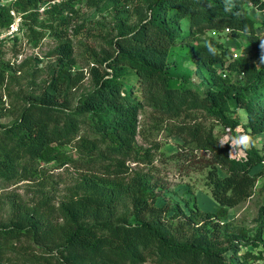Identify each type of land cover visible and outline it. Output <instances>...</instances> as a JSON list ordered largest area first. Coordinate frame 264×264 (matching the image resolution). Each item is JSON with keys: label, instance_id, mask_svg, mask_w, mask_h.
<instances>
[{"label": "trees", "instance_id": "trees-1", "mask_svg": "<svg viewBox=\"0 0 264 264\" xmlns=\"http://www.w3.org/2000/svg\"><path fill=\"white\" fill-rule=\"evenodd\" d=\"M53 1L12 0L0 7V31L9 28L13 13L20 16V29L27 24L34 40L45 35L59 43L47 81L37 92L23 96L15 119L0 125V183L39 182L49 163L84 173L56 206L47 196L30 206L17 195L7 198L9 213L0 222V264L263 260L264 205L252 236L239 229L228 231L225 225L228 211L251 197L264 173V22L249 15L250 9L264 14V0ZM43 5L48 8L39 13ZM77 5L112 8L114 34L93 62L99 68L104 65L101 72L88 68L91 90L76 97L82 73L72 72V48L64 39ZM41 24L47 30L43 36L34 29ZM208 31L242 41L247 46L245 56L232 59L228 48L211 42L189 47L192 37ZM181 51L185 54L179 58L176 53ZM189 64L193 70L187 69ZM8 69L0 62V87ZM194 70L206 83L205 91L191 82ZM144 108L169 121L168 133L179 140L174 155L183 170L205 172L204 184L214 208L203 211L195 202L193 208L184 203L187 215L181 217L194 231L183 243L173 242L158 219L145 218L154 209L152 187L141 177L125 178V160L147 157L134 146L138 115ZM237 110L243 112L245 122L232 117ZM6 117L0 100V119ZM238 127L254 142L259 136L263 140L229 158V141L223 147L219 144L227 130L238 136ZM67 145L74 146L77 157L64 155ZM257 167L259 171L251 174ZM125 198L131 210L128 216L117 215L116 206ZM210 229L231 235L223 249L211 238Z\"/></svg>", "mask_w": 264, "mask_h": 264}, {"label": "rangeland", "instance_id": "rangeland-1", "mask_svg": "<svg viewBox=\"0 0 264 264\" xmlns=\"http://www.w3.org/2000/svg\"><path fill=\"white\" fill-rule=\"evenodd\" d=\"M10 2L12 0H0V7L7 6ZM46 8L48 6L43 5L38 9V12L41 13ZM75 8L78 11L76 16L70 19L64 42H67L72 48L74 62L72 72L77 70L82 73V81L75 94L77 97L89 92L92 88L88 68L96 67L93 62L100 58L101 51L106 49L103 45L104 42L111 34H114L112 32L114 22L111 16L112 8H87L83 5H77ZM65 12L66 10L63 11V13ZM249 15L257 23L264 22L263 13L250 9ZM14 17L18 19L17 29L9 36L3 34L5 30L0 31L4 35V38L0 40V62L6 63L9 67L5 75V84L0 87V100L8 113V117L0 119L1 126L10 123L17 117L21 106L20 101L25 94L37 92L47 81L54 62L53 51L59 44L51 37L42 35L47 32L42 24L37 25L34 29L43 37L34 40L26 31L27 24L21 26L20 29V16L14 14ZM38 19H42V15ZM190 41L189 47L202 42H211L228 48L232 59L245 56L247 51V46L242 41L225 38L222 34L210 31L195 35ZM184 54L185 51H181L177 52L176 56L181 58ZM193 66V64H189L187 69L193 70ZM103 67L104 65L96 68L101 72ZM194 72L195 76L190 75L191 82L200 91H205L206 83L198 71L194 70ZM232 117L240 123L245 122V116L240 110H237ZM137 120L135 150L140 156L147 153V157L143 160L131 158L125 160L123 162V169L126 170L125 178L127 180V178L138 176L145 180L149 187H152L156 196L153 203L154 209L150 210L145 218L148 220L158 219L161 222V227L167 229L173 236V242L183 243L194 231V228L188 226L181 217L187 215L184 203L188 202V205L192 207L195 202L196 207L203 211H212L214 208L204 184L205 172L183 170L180 159L174 155L179 140L168 133L167 124L169 121L152 116L145 108L141 110ZM235 132H238L237 128ZM232 137L230 131L227 130L223 141L228 140L230 143ZM262 140L263 138L259 136L254 142L255 146L258 147ZM63 153L68 158H74L77 157L78 151L73 145H67L64 146ZM235 154L237 155V152L234 150L233 155ZM45 168L44 178L39 182L0 183V222H5L7 219L9 213L7 198L10 195H17L29 206L35 204L39 198L47 196L56 206L74 189L84 173V171L75 170L69 165L58 167L49 163ZM258 171L259 167L253 169L251 174ZM263 205L264 173L256 180L251 197L228 211L229 219H226V230L239 229L246 235L252 236L257 230L258 212ZM130 210L131 205L128 198L123 199L116 206L117 215L128 216ZM176 212L178 215H174ZM209 231L211 232V229ZM211 233H213L211 238L216 240L218 248L221 249L226 244L224 240L227 236H231L226 233L218 234L214 231ZM261 256L264 260V249H262ZM263 260L254 264H263ZM145 264H153V262L148 260Z\"/></svg>", "mask_w": 264, "mask_h": 264}, {"label": "clouds", "instance_id": "clouds-1", "mask_svg": "<svg viewBox=\"0 0 264 264\" xmlns=\"http://www.w3.org/2000/svg\"><path fill=\"white\" fill-rule=\"evenodd\" d=\"M208 48L211 53L215 52V49L211 45H208ZM261 48L264 49V41H261ZM262 59H264V57H262ZM237 131L239 135L232 137L231 142L228 143V145H230V151L228 153L229 158L233 156V150L239 154L240 152L249 149L254 143L253 137L250 134L244 132L239 127L237 128ZM225 144L224 141H221L219 146L223 147Z\"/></svg>", "mask_w": 264, "mask_h": 264}, {"label": "built area", "instance_id": "built-area-1", "mask_svg": "<svg viewBox=\"0 0 264 264\" xmlns=\"http://www.w3.org/2000/svg\"><path fill=\"white\" fill-rule=\"evenodd\" d=\"M56 1L57 0H54L51 3H54ZM11 15L13 16V21H12V24L9 26V28L8 29H5V31L3 32V34L5 36H9L12 32H14L17 29V26H18V19L14 17V14L13 13H11ZM0 34L2 35V33H0ZM1 35H0V40L2 38H4V35H2V36Z\"/></svg>", "mask_w": 264, "mask_h": 264}]
</instances>
